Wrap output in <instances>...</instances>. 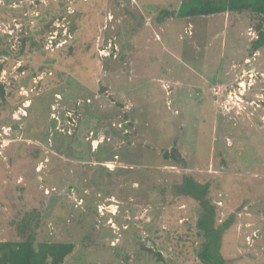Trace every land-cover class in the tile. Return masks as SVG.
Masks as SVG:
<instances>
[{
  "label": "rangeland",
  "instance_id": "1",
  "mask_svg": "<svg viewBox=\"0 0 264 264\" xmlns=\"http://www.w3.org/2000/svg\"><path fill=\"white\" fill-rule=\"evenodd\" d=\"M183 1L0 0V242L37 221L63 264H203L189 175L234 217L226 264H264V47L248 13L159 22Z\"/></svg>",
  "mask_w": 264,
  "mask_h": 264
},
{
  "label": "trees",
  "instance_id": "2",
  "mask_svg": "<svg viewBox=\"0 0 264 264\" xmlns=\"http://www.w3.org/2000/svg\"><path fill=\"white\" fill-rule=\"evenodd\" d=\"M248 13L256 22V38L251 42L250 54L264 47V0H184L176 11H163L159 22L167 18L188 19L220 14ZM0 89H2L0 87ZM2 96V91H0ZM52 99V97H51ZM51 102V101H50ZM49 102V104H50ZM49 104H45L49 111ZM165 159H173L184 166V160L178 150L164 153ZM210 184L196 182L191 176L184 175L180 192L199 203L202 214L197 223L205 241L198 254L203 264H226L220 253L222 236L233 224V216L221 225H216V211L209 198ZM32 220V219H31ZM35 224L22 223L19 241L0 242V264H63L74 251L73 243H39L35 244ZM158 258L161 256L157 254Z\"/></svg>",
  "mask_w": 264,
  "mask_h": 264
},
{
  "label": "built area",
  "instance_id": "3",
  "mask_svg": "<svg viewBox=\"0 0 264 264\" xmlns=\"http://www.w3.org/2000/svg\"><path fill=\"white\" fill-rule=\"evenodd\" d=\"M22 114V113H21ZM22 116H26V113L24 112L22 115H19V114H15L14 116H13V120H14V122H16L18 125H19V128H22V125H20L19 123H20V121L22 120ZM10 132H11V128H8V127H5V128H3V134L5 135V136H8L9 134H10ZM3 136V135H2ZM4 143V141L2 140V141H0V147H3V144Z\"/></svg>",
  "mask_w": 264,
  "mask_h": 264
}]
</instances>
